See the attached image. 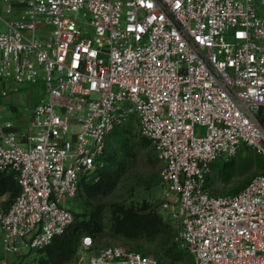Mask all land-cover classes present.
<instances>
[{
	"label": "built area",
	"instance_id": "obj_1",
	"mask_svg": "<svg viewBox=\"0 0 264 264\" xmlns=\"http://www.w3.org/2000/svg\"><path fill=\"white\" fill-rule=\"evenodd\" d=\"M0 1L12 19L0 13V99L23 84L47 95L25 129L0 121V170L20 187L0 209L4 254L73 224L65 202L135 118L163 167L159 211L192 264H264V172L232 194L208 188L242 146L264 161V0ZM97 242L83 235L74 263L160 264Z\"/></svg>",
	"mask_w": 264,
	"mask_h": 264
},
{
	"label": "rangeland",
	"instance_id": "obj_2",
	"mask_svg": "<svg viewBox=\"0 0 264 264\" xmlns=\"http://www.w3.org/2000/svg\"><path fill=\"white\" fill-rule=\"evenodd\" d=\"M5 4L0 1V13L7 20ZM15 16V17H14ZM17 16V17H16ZM18 18V14L12 16ZM20 93V94H19ZM47 95L42 84H23L16 92L11 91L7 98L0 102V121H11L17 128L25 129L29 123V115L34 106ZM204 130V129H202ZM108 151L111 159L109 167L118 172L116 184L111 193L98 200H89L79 194L74 201H66L70 208L81 218L99 210L103 231L97 237L98 247L122 245L130 250L151 256L160 264H192L190 254L176 242V229L169 220L155 237L129 239L115 235L110 231L112 219L111 208L114 204L141 205L148 203L153 209H159L163 200L162 164L156 157L152 143L143 137L135 118L129 120L108 139ZM231 164L227 166L226 163ZM264 172V161L252 149L242 146L238 154L228 160L218 161L210 175L209 190L213 194H232L240 190L247 181ZM12 202L8 194L0 198V209H5ZM36 251H25L20 255H7L0 248V264H36L39 258ZM86 261L91 256L86 252ZM67 264H75L70 261Z\"/></svg>",
	"mask_w": 264,
	"mask_h": 264
},
{
	"label": "trees",
	"instance_id": "obj_3",
	"mask_svg": "<svg viewBox=\"0 0 264 264\" xmlns=\"http://www.w3.org/2000/svg\"><path fill=\"white\" fill-rule=\"evenodd\" d=\"M110 159L107 144L105 154L102 157L103 166L95 172L96 180L92 182L82 181L78 195L84 194L89 200L95 201L111 193L116 184L118 172L116 169H112L113 164L109 167ZM226 164L228 166L231 163ZM19 190L16 174L0 170V198L8 194L13 201ZM100 212L99 210L84 218L73 212L75 215L73 224L67 227L62 234L55 235L49 244L37 251L40 256L36 264H67L74 261L80 238L83 235H91L94 238L101 235L103 225ZM111 214L110 231L115 235L129 239L143 237L151 239L160 233L165 226V219L159 209H153L148 203L141 205L116 203L111 208Z\"/></svg>",
	"mask_w": 264,
	"mask_h": 264
},
{
	"label": "crops",
	"instance_id": "obj_4",
	"mask_svg": "<svg viewBox=\"0 0 264 264\" xmlns=\"http://www.w3.org/2000/svg\"><path fill=\"white\" fill-rule=\"evenodd\" d=\"M19 94H20V93H19ZM7 97H8V96H7ZM7 97H6V98H7ZM4 99H5V98L0 99V102H2V100H4Z\"/></svg>",
	"mask_w": 264,
	"mask_h": 264
}]
</instances>
